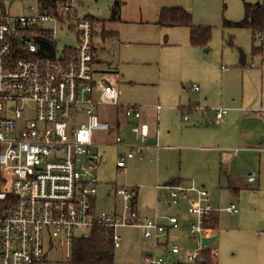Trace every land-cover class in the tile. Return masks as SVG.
I'll return each instance as SVG.
<instances>
[{"label": "built area", "instance_id": "built-area-1", "mask_svg": "<svg viewBox=\"0 0 264 264\" xmlns=\"http://www.w3.org/2000/svg\"><path fill=\"white\" fill-rule=\"evenodd\" d=\"M15 1L0 0V264H39L53 246L65 249L70 258L74 239L89 236L93 227L111 228L115 247L123 240L119 228H140L149 247L144 264H191L204 250L216 258V249L203 246L202 238L217 235L214 218L220 210L239 209L235 203L214 206L205 186L183 181L157 184L166 190V222L159 211L142 215L135 186H112L108 195L116 196L119 206L96 210L100 149L118 148L117 168L124 170L130 160L145 159L147 150L160 149L159 133L150 143L142 105L121 101L119 74L96 68L94 23L79 14L83 0H57L54 9L40 4L12 14ZM59 26L75 30L78 37L77 46H66L61 57L56 44ZM46 43L53 44V53ZM190 89L199 86L194 83ZM30 103L33 119L26 117ZM100 106H114L131 119L134 140L127 141L102 118ZM156 107L160 110L162 105ZM182 109L185 121L192 110H206L199 105ZM211 110L219 120L229 107ZM248 180L258 183V174L250 173ZM183 200L189 210L180 216ZM182 219L188 222L190 236L201 241L183 258V247L171 237Z\"/></svg>", "mask_w": 264, "mask_h": 264}, {"label": "rangeland", "instance_id": "rangeland-1", "mask_svg": "<svg viewBox=\"0 0 264 264\" xmlns=\"http://www.w3.org/2000/svg\"><path fill=\"white\" fill-rule=\"evenodd\" d=\"M258 1L264 2L83 0L84 6L79 14L93 20L94 43L98 46L100 42L97 54L100 64L96 63V68L107 67L108 61L117 68L121 101L145 105L152 127L156 126L154 106L161 104L164 107L159 121L161 147L158 151H151L156 160L132 159L127 168L121 170L116 167L118 148L105 147L101 150V165L96 172L101 182L96 200L98 212L112 207L114 200L108 196V191L113 185H134L139 187L142 211L146 207L152 214L159 211L163 215L162 221H167L164 199L157 196V184L181 176L196 182L191 185L203 186L204 181L218 178V171L209 166L211 161L209 164L203 162L199 152L187 150L186 144L191 143V132L187 129L196 126L182 118L181 106L189 100H198L196 98L199 96L205 99L206 96L211 107H226V104H217L223 89L229 88L220 79L233 68L231 54L239 55V48H242L247 53V61H250L253 46L260 45L264 40V35L255 36L250 28L230 25L227 21L241 20L245 2ZM27 6L36 9L40 1L17 0L11 4L10 10L12 14H20L25 12ZM163 7H182L191 13L194 25L208 26L211 30L208 43L192 44L188 26L160 24ZM56 35L59 38L56 42L58 57L63 55L66 46L75 47L78 44L76 31H70L66 26H59ZM194 83L200 85V91L193 92L189 88ZM233 90L236 93L240 91L239 80L235 82ZM33 108L32 103L28 104L26 117L33 119ZM250 155L249 166L242 170L238 179L237 193L223 186L217 188L212 185L213 181L206 187L211 192L214 206L222 208L235 203L239 209L236 213L219 211L217 238L209 245L217 251L216 258H212L215 264H264V161L261 162L258 155ZM253 172L259 173L258 183L248 180ZM181 205L182 209L177 211L180 216L189 210L187 201L183 200ZM181 224V228L172 231L171 237L183 247L180 255L183 258L186 252L198 249L201 241L190 236L187 220L182 219ZM118 232L123 240L115 249L117 264H144L142 259L149 247L144 242L142 230L121 227ZM39 264H69V258L65 249L53 246L48 248L45 260Z\"/></svg>", "mask_w": 264, "mask_h": 264}, {"label": "crops", "instance_id": "crops-1", "mask_svg": "<svg viewBox=\"0 0 264 264\" xmlns=\"http://www.w3.org/2000/svg\"><path fill=\"white\" fill-rule=\"evenodd\" d=\"M254 34L255 36L258 34L264 35V31ZM101 42L103 43L102 38ZM99 45H95V61L98 64H100V60L97 57V54L100 50ZM255 48H257V50H255ZM245 54L246 62L245 64H241L240 53L239 55H234L232 53L231 58L233 68L228 73L226 72L227 74L220 79L222 84H228L229 88H231L223 89V92H221V99L218 101L217 104H226L225 106L229 107V111L224 117L219 120L215 118L214 112L211 110L212 107L207 102L208 98H206V96V100L203 96H199L196 98L198 100H189L187 103L181 106L182 108H184L186 106L199 105L206 109H197L191 111L190 119L188 121H191L193 126L196 127H190L187 129L189 130V132H191V143L186 144L187 150L197 151L201 156H203L202 158H200L201 161H207L208 164L210 161L211 163L213 161V164L211 165L210 163L209 166H212L211 168H215V170L218 171L217 179H211L207 181L202 180L204 182L201 185L209 187V183L213 181V186H216L217 188H222L223 186V188H227L234 193H237L239 185L238 179L241 177L242 170H245L247 166H249L248 163L249 157L251 156L250 154L258 155L260 157V161H264V40H262V43L260 45L253 46L251 50L252 57L250 61H247V53L245 52ZM255 58H258L257 62L255 61ZM251 62L256 63L257 66H249L248 64ZM106 66L107 67H104L102 69L100 68L98 70L101 73H118L119 85L120 73L117 71V68L112 67L109 61L106 62ZM250 68H258L263 70L253 71ZM237 80L240 81V91H238V93L234 92L233 90V86L235 85V82H237ZM198 86L199 89L195 91L193 90V92H198L201 90L199 84ZM156 105L154 106L156 113L155 127H152V123L147 119L145 112L146 106L142 105L143 120L147 121L150 125L151 135L149 138V142L152 144L156 141L154 138V135L156 133H159L160 142L159 121L160 113L164 108L162 106V108L158 110ZM98 109L100 116L104 119L109 120L113 127L117 129V131H119L126 140H134V136L129 129V124L132 122L131 119L127 118L124 114L120 112L118 113L117 109L114 106H100ZM181 113V116L183 118V109H181ZM152 150L155 149L151 148L146 151L147 157L143 160L147 159L150 162H153L150 160V157L153 156L151 152ZM149 152H151V154H149ZM257 174L259 182V173ZM175 181H183L189 185L196 184L193 179L189 180L188 178H184L181 176L172 178L171 180H168V182L165 183ZM100 183L101 182L99 180V185ZM156 186L155 188L158 192L157 196L159 197V199L161 197L164 199L166 190L159 189ZM135 187L137 190V206L141 210L142 215H153L149 211L148 207L145 208V211H142V209L140 208L139 187ZM161 192H163V194H161ZM108 196L114 200L111 208L119 206L120 201L116 196L112 194ZM217 217L219 219V213ZM219 225L220 221L218 220L216 224L217 229H219ZM216 233H218V231H216ZM211 258L213 257L211 256Z\"/></svg>", "mask_w": 264, "mask_h": 264}, {"label": "trees", "instance_id": "trees-1", "mask_svg": "<svg viewBox=\"0 0 264 264\" xmlns=\"http://www.w3.org/2000/svg\"><path fill=\"white\" fill-rule=\"evenodd\" d=\"M39 1L41 7L45 10L54 9L57 6V0ZM244 11V17L241 20L236 22L227 21V24L248 27L253 33L264 31V2H245ZM159 23L166 26L190 27V42L194 45H206L211 37L210 28L194 25L191 13L182 7H163ZM45 46L47 51L53 53V44L46 43ZM214 221L216 226L217 216H215ZM112 235L113 230L111 228L93 227L89 236L75 238L69 264H117L116 247ZM197 262L198 264H215L209 250L203 251Z\"/></svg>", "mask_w": 264, "mask_h": 264}, {"label": "water", "instance_id": "water-1", "mask_svg": "<svg viewBox=\"0 0 264 264\" xmlns=\"http://www.w3.org/2000/svg\"><path fill=\"white\" fill-rule=\"evenodd\" d=\"M239 52H240V63L241 64H245L246 62V54L244 52V50L242 48H239ZM217 238L216 236H212V237H203L202 238V245L203 246H208L209 244L213 243Z\"/></svg>", "mask_w": 264, "mask_h": 264}]
</instances>
